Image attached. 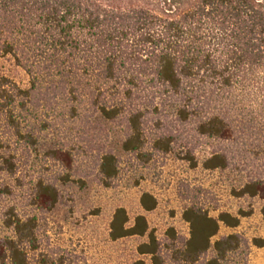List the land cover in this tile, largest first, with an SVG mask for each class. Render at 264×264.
I'll use <instances>...</instances> for the list:
<instances>
[{
    "label": "trees",
    "instance_id": "obj_1",
    "mask_svg": "<svg viewBox=\"0 0 264 264\" xmlns=\"http://www.w3.org/2000/svg\"><path fill=\"white\" fill-rule=\"evenodd\" d=\"M1 55L29 85L0 75V200L18 197L0 210V264H65L42 246L40 213L61 202L58 184L91 175L114 186L125 155L146 166L175 153L195 168L204 144L203 169L235 165L245 173L236 195L264 199V0H0ZM109 127L118 147L107 145ZM45 147L61 169L25 179ZM140 205L156 200L143 193ZM239 216L192 203L187 236L168 227L158 238L119 207L109 237H145L136 250L151 264H246L243 235L216 237Z\"/></svg>",
    "mask_w": 264,
    "mask_h": 264
},
{
    "label": "rangeland",
    "instance_id": "obj_2",
    "mask_svg": "<svg viewBox=\"0 0 264 264\" xmlns=\"http://www.w3.org/2000/svg\"><path fill=\"white\" fill-rule=\"evenodd\" d=\"M0 75L22 88L29 85L28 75L10 55L0 56ZM107 129V145L116 147L115 128ZM45 149L32 151L30 159L22 167L21 174L25 179L31 175L49 177L61 169L58 163L44 158ZM209 151L204 144L195 147L198 160L195 168L177 158L175 153L155 157L146 166H137L126 155L122 156L123 173L112 187L102 186L91 175L85 178L83 185L75 181L58 184L61 202L39 216L43 248L62 255L65 264H136L138 261L151 264L148 256L138 254L136 250L145 237L110 239L109 223L115 209L124 208L130 223L136 215L142 214L149 228L162 238L168 227L187 236L188 225L182 219V212L194 203L213 217L220 212L238 216L242 213L236 227L220 224L216 237L240 233L250 243L246 264H264V246L251 244L253 238H264V199L236 195L245 180V173L237 170L235 165L223 170L203 169L201 161ZM143 193L155 198L154 209H142L140 198ZM16 199L18 197L5 196L0 200V210L15 204Z\"/></svg>",
    "mask_w": 264,
    "mask_h": 264
}]
</instances>
